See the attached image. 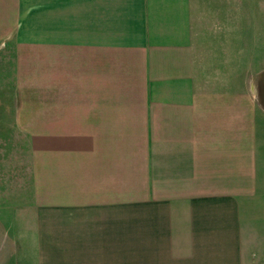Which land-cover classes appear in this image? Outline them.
Wrapping results in <instances>:
<instances>
[{"label": "crops", "instance_id": "crops-1", "mask_svg": "<svg viewBox=\"0 0 264 264\" xmlns=\"http://www.w3.org/2000/svg\"><path fill=\"white\" fill-rule=\"evenodd\" d=\"M146 1L141 36L53 44L69 88L45 109L53 162L38 185L53 200L37 207L32 264H263L253 68L239 71L231 43L199 40L202 24L217 29L196 0ZM24 2L0 0V43Z\"/></svg>", "mask_w": 264, "mask_h": 264}, {"label": "rangeland", "instance_id": "rangeland-1", "mask_svg": "<svg viewBox=\"0 0 264 264\" xmlns=\"http://www.w3.org/2000/svg\"><path fill=\"white\" fill-rule=\"evenodd\" d=\"M196 3L202 12L199 21H208L204 28L212 24L217 29L201 32L202 24L199 40L231 43L239 71L253 68V84L262 102L264 0H232L231 16L224 8L229 1ZM24 6L23 24L0 43V264L36 260L37 207L53 200V193L41 192L38 185L39 174L52 171L53 162V128L45 127L52 113L45 109L63 103L69 88L63 59L56 64L53 44L130 40L143 34L150 14L146 0H25ZM229 24H236V33H229ZM255 261L264 264V258Z\"/></svg>", "mask_w": 264, "mask_h": 264}]
</instances>
